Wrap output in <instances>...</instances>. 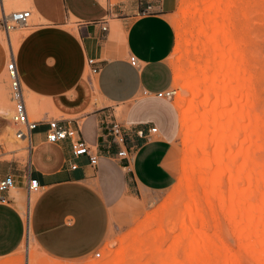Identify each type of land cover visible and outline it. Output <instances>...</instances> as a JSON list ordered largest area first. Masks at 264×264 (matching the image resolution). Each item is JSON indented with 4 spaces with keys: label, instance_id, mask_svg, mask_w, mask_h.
<instances>
[{
    "label": "crops",
    "instance_id": "obj_1",
    "mask_svg": "<svg viewBox=\"0 0 264 264\" xmlns=\"http://www.w3.org/2000/svg\"><path fill=\"white\" fill-rule=\"evenodd\" d=\"M29 1L39 21L18 51L21 83L38 106L77 126L80 137L100 157L93 167L85 156L72 157L69 140L47 143L45 122L51 118L48 111L42 114L31 135L30 163L25 167L0 161V179L7 174L15 179L14 188L5 194L7 202L0 204V258L15 253L26 238L23 213L29 169L40 186L31 214L33 239L54 255L73 258L89 253L104 237L106 204L132 191H165L177 181L168 167L173 158L162 102L166 98L157 96L172 86L168 58L175 32L169 15L175 0ZM146 7L151 12L140 15ZM70 21L78 27L77 37L62 29ZM130 56L137 60L135 67ZM84 59H93L100 67L90 88L80 79ZM6 64L0 43V88ZM108 116L127 127H155L157 133L137 140L139 148L130 160L109 158L101 137V123ZM159 131L164 137H158Z\"/></svg>",
    "mask_w": 264,
    "mask_h": 264
},
{
    "label": "rangeland",
    "instance_id": "obj_2",
    "mask_svg": "<svg viewBox=\"0 0 264 264\" xmlns=\"http://www.w3.org/2000/svg\"><path fill=\"white\" fill-rule=\"evenodd\" d=\"M191 1L175 0L170 10L169 19L175 32L174 48L168 58L171 69L176 65L184 66L186 59L192 58L194 50L199 47L200 40L198 38L203 39L201 37L193 39L195 42L193 41L194 45H192L193 42L191 43L192 47H187L184 44V38L187 36L183 33L191 28L192 21L191 18V21L189 19L191 16L185 18L190 15L186 13V10L188 12V9L191 8V12H189L194 16V9L199 4L203 5V3H200L202 0L198 4H193L194 1L192 3ZM218 1L220 2V0ZM223 1L221 4L218 2L219 5L213 6V9L217 7L216 11H221V15L227 18L226 21L232 26L234 25L235 31H232L234 34L230 33L229 37L227 35L228 38L221 40L220 43L218 42V46L210 44L209 47L207 46L208 49L205 50L204 48L208 53L203 51V54H206L207 57V55L210 56V53L214 55L215 48L219 47L221 50L217 49L219 53L216 52L218 55L213 61L217 59V64L225 63L226 67L220 71L221 74L219 73L220 75L216 81L219 84L217 87L221 88H218L220 97L213 90L208 95L210 99L208 105L205 104V95H203L202 104L205 111L202 108L200 110L202 114L209 115L211 121L210 139L212 144L210 149H212L210 150V157L206 160L211 167L206 170L205 180L218 185L219 188L217 193L210 189L213 192L208 200L204 197V192H200L197 197L199 204L195 205L192 210L194 219L192 221L189 218L187 223L180 222L187 210V205L183 202L185 200L180 196V203L178 202L175 206L174 212H168L161 220L162 223H152V226L150 225L144 232L141 255H133L132 251H128L124 257L125 261L123 260L125 264H138L139 262L140 264H264V0ZM151 2L149 1V4H152ZM214 3L216 2L214 1ZM191 4L193 7H190ZM207 4L209 5V0L208 3L205 2V5ZM208 5L209 8L211 5ZM21 7L23 8H7L6 13L30 9V1L27 0L26 4ZM201 7L204 8V6ZM192 10L194 13H192ZM31 11L33 12V10ZM149 12L151 10L146 7L139 14L143 15ZM199 12H202V10H199ZM204 13L205 11L199 16V21H201L202 15L204 19ZM139 14H133V16L138 17ZM193 16L192 18H197V15ZM115 17L111 16V18ZM214 17H217V14ZM38 21L33 12V17L27 28H16L10 32L11 45L16 59L24 40L37 30L34 25L38 24ZM215 21L216 19L210 20L213 23ZM194 22L195 19H193V24L196 26ZM213 23L214 27H211L210 38L212 40V38L219 36L220 40L222 36L221 31H219L221 29H218L217 26L219 23L216 24L217 27ZM62 29L70 37L78 36V27L73 21L68 22ZM0 43L6 52L8 61L9 48L1 29ZM199 48H201V44ZM189 53L191 54L189 55ZM203 56L205 57V55ZM219 56L222 57V60ZM207 58L209 59V57ZM212 58L211 56L210 60ZM236 62H240V65ZM202 63L204 62L201 61ZM233 63L238 65L235 66L237 68L231 67ZM211 73L214 74V71L212 70ZM172 74L170 96L168 99H162V102L166 114V133L170 136V154L174 165L170 164L168 167L174 171L177 177L174 186L165 191L142 193L132 191L117 196L116 200H112V202L105 205L106 228L104 237L89 253L73 258L54 255L38 245L33 239L31 228L30 233L27 231L26 217L23 213L26 238H24L22 246L15 253L0 258V264H32V254L34 253L36 264H88L108 261L119 249L120 241H123L125 245L128 244L148 214L158 212L157 210H160L159 208L165 202L176 196V187L182 177L184 166V131L187 132V128H183V115L177 108V104L185 103L186 109L184 111L186 110L187 113L189 103L187 104L186 98L189 95L186 98H184L185 95H181L182 86L175 84L176 75L174 71ZM3 75L5 80L0 88V109L7 107L11 115L13 104L9 94L6 74ZM96 77H90L86 59H84L80 79L90 88L91 82L96 80ZM235 78L236 83L232 81ZM232 82H234L233 85ZM22 86L28 105L27 109L32 119L40 120L42 114L46 111L49 112L48 117L59 118L60 113L52 112L43 105L38 106L35 98L28 95L26 87L23 84ZM191 99L192 96H189L187 100L190 102ZM232 113H234V118L232 116L230 118L229 114L232 115ZM244 116L247 117V120L245 118L242 121ZM117 117L118 119L121 117L119 112ZM252 118L259 119L254 127L252 126ZM233 120L235 124L232 122ZM231 122L234 124L235 129L223 132L225 128L232 124ZM221 131L222 133L219 134ZM217 134L219 135L217 136ZM161 136L164 137L159 131L158 137ZM23 146V143L15 142L9 119L5 120L0 117V161L9 163L16 161L26 167L29 156L22 149ZM256 146L259 148L255 151V148L252 147ZM257 182L263 183V186L254 187ZM38 195L39 193H36L31 196L30 205L32 209ZM221 201L225 202L223 207H220ZM252 206H254V209H251ZM177 212L179 216H177ZM159 226L163 228L165 233L158 240L159 242H154L153 235L160 228ZM186 232L188 235L182 236ZM201 234L204 237L197 240L196 237ZM96 253H100V257H95Z\"/></svg>",
    "mask_w": 264,
    "mask_h": 264
},
{
    "label": "bare ground",
    "instance_id": "obj_3",
    "mask_svg": "<svg viewBox=\"0 0 264 264\" xmlns=\"http://www.w3.org/2000/svg\"><path fill=\"white\" fill-rule=\"evenodd\" d=\"M192 1H194L193 4H198V2H200L201 0H192ZM192 1H191V3H192ZM214 1L216 3H214ZM26 2H27V0H7V1L4 0L3 8L5 9L6 12H7V10H6L7 8H9V9L10 8H23L21 6L25 5ZM205 2L208 3V0L207 1L202 0V2H200V3H203V5L199 4L197 6V8L195 6V8H196V9H194L195 13L192 10V13H194V16H193V14L190 13L191 8L188 9V12L186 10V13L190 14V15H187V17H185V18H188L189 16H191V17H189V19L191 18L192 21L190 19L191 28H189L188 30H186L185 33H183V34H186V36H187L186 38H184L185 39L184 44L187 47H189V46L192 47V45H194L195 41L193 39H197L198 37L203 38V39L198 38V40H200L201 48H199L200 47V44H199V47H197V50H194L193 57H194V55H195V57L186 59L184 66H177L176 65L172 68L174 71V74L176 75L175 84L182 86L181 95H183V96L185 95L184 98H186L188 95L192 96V99L190 100V102L187 100L189 98V96H188V98H186L187 104L189 103L187 113H186V110L184 111V109H186V106H184L185 103L184 104H177L178 105L177 108L182 112V115H183V128H185V129L187 128V132L184 131L185 132V142H184L185 150H184V161H183L184 166L182 168V174H181L182 177L179 180L177 187H176L177 194H176V196H174V194H173L174 197L172 199L168 200L167 202H165L161 206V208H159L160 210H157L158 212L151 214V215L148 214V216L146 217L144 222L138 227V230L131 237V239L129 240L127 245H125L123 241H120L119 242V244H120L119 249L115 252V255L112 256V258L110 260L104 261L102 263H88V264H122V263H124L123 260L125 259L124 257L128 251H130V252L132 251L133 255H137V254H138V256L141 255L140 252H141V247L143 245L142 236H143L144 232L148 229V227L150 225L152 226V223L155 224V222H157V223L161 222V220L164 218L165 215H167L168 212L175 210V206H177L178 202L180 201L179 199H181V198H179L180 196L185 200L183 202L187 205L186 213L182 217L180 222L187 223L189 218L192 219V221L194 219L192 210H193V207L195 205L199 204L197 197L200 194V192L201 191L204 192V197L207 200L211 197L213 191L217 193V190L219 188L218 185L211 184L205 180L206 170L211 167V165L206 162V160L210 157V154H211L210 150L212 149V148L210 149L211 144H212L211 139H210L211 121H210L209 115L207 116V114H204V113H203L204 114L203 115L200 110H201V108L203 109L202 99L205 98L204 99L205 104H208V105L210 104L209 103L210 99L208 98V95L211 94V92H213V90H214V92L216 91L218 96L220 97V94H219L220 91L218 90V88L219 89H221V88L217 87V85L219 86V84H217L216 81H217L218 76L221 74L220 71L226 67V64L225 63L217 64V59H215L213 61V59L216 57V55H218L216 52L219 53V51H217V49L221 50L219 47L215 48L216 52L214 50V52H215L214 55L213 54L211 55V53H210V56L207 55V57H209V59L206 57V54H203V51L205 53L206 52L205 50L208 49L210 44L218 46L221 40L228 38L230 33L234 34L233 32L235 30H234V25L232 26L230 23H228L226 21L227 18L224 17V15H221V11H219V12L216 11L217 7L215 9H213V6L215 7L218 4V2H219L218 0H209V5H211L209 8L207 7L208 4L205 5ZM221 2H222V0H220L219 4H221ZM223 2H228V0H226V1L224 0ZM201 6H204V8H202ZM190 7H193L192 4ZM210 8L212 11L210 10ZM199 10L200 11L202 10V12H199ZM204 11H205L204 19H203V15H202L201 16L202 19H201V21H199V16ZM213 11H215V13H213ZM184 12H185V10H184ZM216 14H217V17H214ZM224 14H226V13H224ZM196 15H197V18H192V16L195 17ZM208 15H209V17H208ZM184 16H186V15L184 14ZM32 17H33V12H32ZM217 18H219V19L217 20ZM193 19H195L194 23L196 24V26H194V24H193ZM214 19H216V21L214 23L210 22V20L213 21ZM212 23L215 24V27L218 26V29L219 28L221 29V30H219V31H221V36H222V38H220V40H219V36L217 38H212V40L210 38L211 27H214V25H212ZM217 23H219L220 26ZM210 24H211V26H210ZM216 24H217V26H216ZM236 26H235V28H236ZM208 30H210V31H208ZM184 31H185V29H184ZM212 33H214V32H212ZM206 34H207V36L205 37ZM227 35H228V37H226ZM212 41H213V43H212ZM191 43H192V45H191ZM202 47H203V49H202ZM182 48H184V46H182ZM204 48H205V50H204ZM194 49H195V47H194ZM199 49H200V51H199ZM176 52H177V48H176ZM206 53H208V52H206ZM190 54L191 53H189V55ZM198 54H200V55L198 56ZM232 54H230V55H232ZM203 55H205L206 58ZM196 56L198 57V59ZM211 56L213 57L212 60H210ZM203 58H205V59H203ZM217 58H218V56H217ZM219 58H220V56H219ZM207 60H209V61H207ZM201 61L204 63L201 64ZM230 61H231V59H230ZM236 63H238V65H240V62H236ZM229 64H230V62H229ZM229 64H227V65H229ZM238 65L237 64L234 65V63H233V66L231 65V67H235ZM235 68H237V67H235ZM212 70L214 71V74L211 73ZM210 73L213 75H211ZM221 76H223V75H221ZM235 80H236V78L232 81L235 82ZM234 82H232V85ZM252 82H254V81H252ZM203 95H205L204 98L202 97ZM191 106H192V109L190 110ZM28 112H29V110H28ZM229 115L231 118V116L233 117L234 113H232V115L231 114H229ZM0 117H2L5 120H8L10 118V113H9V110L7 107H2L0 109ZM245 118L247 120V117L244 116L242 118V121L245 120ZM258 120L259 119L252 118V126L253 127L257 124ZM232 122L235 124L234 120ZM233 123L230 126H228L227 128H225L223 132H228V131L234 130L235 127H234ZM253 127H252V129H253ZM221 133H222V131L219 134H221ZM219 134H217V136ZM252 148H255V151H256V150H258L259 147L256 146V147H252ZM262 186H263V183L257 182L254 187L259 188ZM210 189H212L213 191H211ZM31 200H30V203H31ZM224 204H225V202L221 201L220 207H223ZM251 209H254V206H252ZM178 211H179V209H178ZM31 214H32V208L30 205V207H29L28 233H30V228H31ZM169 216H171V215H169ZM177 216H179V213L177 214ZM165 218L167 219V217H165ZM159 227H156L159 229L156 230L155 234L153 235L154 242L158 241L161 237L164 236L165 232H164L163 228L161 226H159ZM149 230H151V229H149ZM186 235H188L187 232L184 233L182 236L185 237ZM202 237H204L203 234L198 235L196 237V239L199 240ZM34 254H32V264H36V256H34ZM135 258L136 257L134 256V259ZM128 259L131 260L130 258H128ZM138 264H140V262Z\"/></svg>",
    "mask_w": 264,
    "mask_h": 264
},
{
    "label": "built area",
    "instance_id": "obj_4",
    "mask_svg": "<svg viewBox=\"0 0 264 264\" xmlns=\"http://www.w3.org/2000/svg\"><path fill=\"white\" fill-rule=\"evenodd\" d=\"M4 0H0V29L4 33L5 40L9 48V57L5 67V74L8 80L9 94L11 97L12 112L9 123L15 142L24 144L23 148L28 153V163L33 150L31 144V135L41 123L30 117L24 89L21 83L20 74L16 65V57L13 53L10 32L16 28H27L32 18V12L29 9L15 10L6 13L3 8ZM106 23V22H105ZM102 31H106V27H101ZM129 63L131 66L137 65L134 56H130ZM86 65L89 69L90 77H96L100 73L98 62L93 59H87ZM159 98L168 99L170 91L157 94ZM45 137L49 144H58L64 140H69L71 144V154L73 158H88L90 166L95 167L98 164L100 154L90 145H88L81 137L79 128L73 127L68 120H59L56 118L48 119L46 122ZM104 129L102 134V143L104 146V155L115 160H130L139 148L137 140H148L151 135L157 133V128L151 127L147 130L127 127L118 122L114 117H106L101 123ZM1 149V148H0ZM76 165L72 164L71 169H76ZM30 169L26 171L27 184V204L25 217L27 222V231L29 224V207L31 196L38 193L40 186L37 180L30 177ZM15 179L13 174H7L0 179V204L7 202L5 194L14 188ZM95 257H100V253H96Z\"/></svg>",
    "mask_w": 264,
    "mask_h": 264
}]
</instances>
